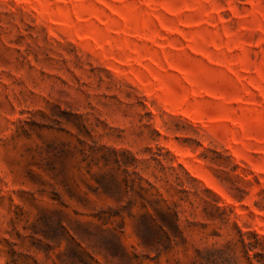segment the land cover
<instances>
[{"label": "rangeland", "instance_id": "374dc122", "mask_svg": "<svg viewBox=\"0 0 264 264\" xmlns=\"http://www.w3.org/2000/svg\"><path fill=\"white\" fill-rule=\"evenodd\" d=\"M0 264H264V0H0Z\"/></svg>", "mask_w": 264, "mask_h": 264}]
</instances>
